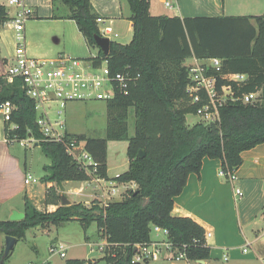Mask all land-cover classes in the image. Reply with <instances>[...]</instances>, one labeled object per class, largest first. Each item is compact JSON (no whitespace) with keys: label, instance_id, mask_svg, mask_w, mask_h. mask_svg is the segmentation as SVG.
<instances>
[{"label":"trees","instance_id":"trees-1","mask_svg":"<svg viewBox=\"0 0 264 264\" xmlns=\"http://www.w3.org/2000/svg\"><path fill=\"white\" fill-rule=\"evenodd\" d=\"M132 24L128 44L110 42L109 54L104 56L96 47L99 36L97 19L89 0H51L52 19L73 21L90 49L95 65L106 62L112 73L126 72L135 83L127 96L120 93L106 103L104 138H86L68 134V139L84 143V150L98 164L97 175L127 188L118 201L102 208L97 200L88 205L69 201L61 205V185L82 183L88 176L65 154L61 146L39 143L43 156L50 164L43 168L44 183L54 186L47 191L46 205L57 206L55 211H39L25 202L24 218L20 221H0V235L17 241L28 230L40 228L45 233L63 223L77 221L87 229L96 225V235L107 236L109 247L97 259H70L65 264H146L133 262L135 245L151 240V227L168 231L176 246H188L190 261H204L209 248L204 244V231L189 218L173 217V201L181 195L190 174L199 175L204 158L221 161V172H235L241 165V153L264 143V16H219L184 18L151 16L150 0H125ZM67 8V9H66ZM9 20L7 9L0 5V28ZM220 59L218 85L228 86L234 101L219 108V121L188 125L187 116H197L206 104L204 93L192 104L186 92L190 84L187 61ZM4 65L0 60V72ZM228 74H244L247 79L236 84L222 79ZM260 93L256 103H243L242 97ZM0 99L15 107L7 123L6 137L40 139L36 126V111L20 88L0 83ZM134 114V132L128 135L129 111ZM198 117V116H197ZM17 128L11 130L9 126ZM126 142L127 169L122 174L107 177V144ZM144 151L143 158H138ZM199 243H198V242ZM2 252H0L1 258ZM8 259L3 261L2 264Z\"/></svg>","mask_w":264,"mask_h":264},{"label":"crops","instance_id":"crops-1","mask_svg":"<svg viewBox=\"0 0 264 264\" xmlns=\"http://www.w3.org/2000/svg\"><path fill=\"white\" fill-rule=\"evenodd\" d=\"M89 1L99 19L110 25L114 31H122L125 28L132 36V24L128 20L130 13L126 7L127 4L125 6V0ZM162 1L150 0L151 16H168L153 12L152 2L163 5ZM167 1L171 3L172 10L180 19L264 16V0H227V4L226 0ZM22 4L31 12L24 27L25 48L30 57L54 58L64 54L72 58L88 60L81 58L82 52L80 53L77 47L80 43L86 48V52L88 50L90 52L75 23L70 20L52 19L51 0H23ZM15 11V8L7 10L9 20L0 28V60L4 63L9 62L15 52V32L10 25V19ZM191 59L188 61L190 62ZM7 126L0 116V216L5 219L3 221H9V216L13 212H24L25 202L32 204L39 211H55L56 205L45 204L47 191L54 186L52 183L42 182L45 172L40 180L32 179L33 181L28 184L25 183V179L28 176L31 177L29 171L33 168L32 158L28 157L30 153L27 151L31 146L23 147L8 141L5 131ZM33 147L39 146L33 145ZM241 159L242 163L235 171V180L230 183L221 177L220 160L204 158L199 175L190 174L183 192L173 201L171 216L189 218L199 225L205 234H211L205 240L209 248L208 259L189 262L162 260L159 264H264V143L241 153ZM127 164L128 161H126V168ZM46 166L48 165H44L43 168ZM106 167L109 179L118 176L110 175L108 158ZM80 186L65 194L59 190L57 193L60 198L61 196L66 198L67 195L73 196L72 202H75L74 197L82 192ZM127 187L125 186L124 189ZM129 188H134V185H129ZM235 189L241 191V198L235 196ZM93 193H87L91 198L90 202L94 198ZM90 202L85 201L84 204L88 205ZM91 225H94L95 234L85 236V242L98 239L96 225L94 223ZM59 241L55 238L49 246ZM18 242L16 240L15 245ZM65 246L68 248L67 245ZM4 248L5 236L0 235V252L3 253ZM225 257L227 260L224 259ZM71 259L85 260L76 256H71Z\"/></svg>","mask_w":264,"mask_h":264},{"label":"built area","instance_id":"built-area-1","mask_svg":"<svg viewBox=\"0 0 264 264\" xmlns=\"http://www.w3.org/2000/svg\"><path fill=\"white\" fill-rule=\"evenodd\" d=\"M4 2V7L9 10L15 8L16 11L10 19V25L15 32V52L13 58L4 63L0 72V83L12 85L16 81L20 82V88L25 95L34 102L36 111V126L41 135L40 139H35L29 135L26 139L18 140L13 138L10 142L18 143L23 147L39 145L41 142L58 144L65 154L84 171L88 180L80 183L85 185V189L94 190L93 200H97L102 208H106L111 202L118 201L117 189L126 185L114 184L106 181L97 175L98 164L84 150V143L75 139H68L66 131L64 110L70 103L102 101L107 102L116 93L127 96L129 87L135 83L126 72L112 73L106 62L95 65L92 60H82L59 54L54 58L30 57L25 48L24 27L31 12L23 7V0H0ZM162 4L172 10L171 3L163 0ZM8 13V12H7ZM97 26L101 37L108 38L113 34L110 25H105L102 19H97ZM116 37V35H115ZM222 60L212 58L207 60H197L192 58L187 69L190 84L186 87V92L192 99V104L200 101V93H204L206 104L198 111L197 116L207 124L219 121V108L228 101L235 98L228 86L218 85L217 76L208 72L220 73ZM224 80L240 84L246 81L244 74H228L222 77ZM260 93H251L242 97L243 103H256L259 101ZM15 107L8 100L0 99V116L7 124L10 122ZM11 130L17 127L11 125ZM221 177L233 183L235 172H221ZM32 177L28 176L25 183L28 184ZM91 188V189H90ZM129 188V187H127ZM125 188V189H127ZM81 188L80 191H82ZM124 189V190H125ZM79 191V192H80ZM235 196L242 197L239 189H235ZM98 237L97 241L87 242L88 253L104 256L109 247L107 236ZM211 236L204 233L205 240ZM198 242V241H197ZM199 243V242H198ZM66 246L60 242L49 247V253L65 258ZM188 246H176L168 238V231L157 226L151 227V240L146 244L135 245V255L133 262L153 264L154 262L166 260L174 262H189L187 257ZM98 257V258H99ZM97 259L95 257L92 260ZM227 260V258H224ZM87 264V262L83 263Z\"/></svg>","mask_w":264,"mask_h":264},{"label":"rangeland","instance_id":"rangeland-1","mask_svg":"<svg viewBox=\"0 0 264 264\" xmlns=\"http://www.w3.org/2000/svg\"><path fill=\"white\" fill-rule=\"evenodd\" d=\"M227 4V0H226ZM0 5L4 6V2L0 1ZM126 6V3H125ZM127 7V6H126ZM67 9V8H66ZM153 12L160 15H168L176 17L174 10H169L164 5H160L156 2H152ZM128 11V10H127ZM105 25H108L105 23ZM114 31V30H113ZM116 35V37H115ZM131 35L125 28L122 31H114L110 36L112 42L119 44H128L131 40ZM82 54L81 58L89 59L97 54V50H89L86 52V48L82 44H78ZM186 64H189L187 61ZM64 120L66 131L71 135H82L86 138H104L106 128V103L102 101H89V102H74L68 104L64 110ZM200 118L197 116H187L188 125L199 122ZM134 132V114L133 111H129L128 116V135L131 137ZM126 142H109L107 144V158L110 167V175L115 176L122 174L126 171ZM28 157L32 158L33 168L29 171L32 179L38 181L43 177V166L49 165L48 158L43 156L40 147H28ZM83 184V183H82ZM78 183L68 182L61 185L63 193H67L69 190H76L79 188ZM58 188V187H57ZM80 188H84L82 192L77 193L74 197L73 203L90 202L87 193L94 192L89 189H85V185H81ZM91 189V188H90ZM126 190V189H125ZM124 187L117 189V197L120 198L121 194L125 191ZM66 198L72 202L73 196L67 195ZM23 205V204H22ZM21 205V207H22ZM41 209V208H39ZM10 217V216H9ZM0 216V221H3ZM94 225H91L87 229H84L79 222L71 221L63 223L60 226L53 229L52 232L45 233L42 229L36 228L28 230L25 234V240L19 241L12 250V255L4 262V264H41L45 262L47 264H65L66 260H70L71 256L83 258L85 260L92 259L93 257H99L97 254L90 255L88 248L85 245V236H91L93 233ZM43 232V233H42ZM92 233V234H91ZM94 237V236H93ZM55 238L60 240L68 246L65 250V258H60L58 255L49 253V243ZM92 242V241H91ZM38 251H37V250ZM36 251V252H34ZM10 253V254H11ZM100 258V257H99ZM162 261L154 262L153 264H159Z\"/></svg>","mask_w":264,"mask_h":264},{"label":"water","instance_id":"water-1","mask_svg":"<svg viewBox=\"0 0 264 264\" xmlns=\"http://www.w3.org/2000/svg\"><path fill=\"white\" fill-rule=\"evenodd\" d=\"M94 41H95V45L98 48V50L104 56H107L109 54V48H110V42L111 41L108 38H104V37L97 36V35L94 37ZM143 156H144V151H139L137 157L141 159V158H143ZM68 204H69V201L64 196H61V205L66 206ZM23 218H24L23 213L13 212L11 214V216L9 217V221H20ZM15 244H16L15 238L5 236V248H4V251H3L1 258H0V264H2L3 261L7 257H9V254L13 250V247L15 246Z\"/></svg>","mask_w":264,"mask_h":264}]
</instances>
